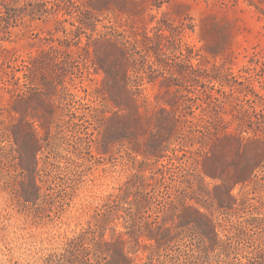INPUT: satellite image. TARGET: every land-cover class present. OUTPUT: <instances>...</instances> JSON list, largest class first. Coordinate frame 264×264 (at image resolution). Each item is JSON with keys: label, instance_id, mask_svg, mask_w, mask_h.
Here are the masks:
<instances>
[{"label": "rangeland", "instance_id": "obj_1", "mask_svg": "<svg viewBox=\"0 0 264 264\" xmlns=\"http://www.w3.org/2000/svg\"><path fill=\"white\" fill-rule=\"evenodd\" d=\"M0 68L15 157L0 176V264H40L126 183L153 195L148 215L172 201L165 226L193 236L186 207L239 225L255 212L221 215L213 197L264 198L233 186L237 151L264 155V0H0ZM33 179L38 207L18 197ZM114 231L121 219L104 239ZM147 244L130 257L145 261Z\"/></svg>", "mask_w": 264, "mask_h": 264}, {"label": "trees", "instance_id": "obj_2", "mask_svg": "<svg viewBox=\"0 0 264 264\" xmlns=\"http://www.w3.org/2000/svg\"><path fill=\"white\" fill-rule=\"evenodd\" d=\"M3 64H1L2 67ZM8 68L12 70L11 75L14 78V71L17 69L9 67V65ZM7 139H9L7 126L0 120L1 177L4 170L8 169L10 161L15 158L11 155L12 147L7 148L4 145ZM239 151L237 154L240 161L236 164L233 186L239 184L245 188L253 183L264 190V176L257 175L258 171L263 168L264 155L257 152L255 155L247 157L245 154H240ZM29 168L22 165L19 173L23 175L24 171H29ZM196 178L201 181L199 176ZM31 185L32 193H26L23 189L18 193L21 203L38 207V202L41 201L40 205H44L46 195L40 196V187L34 179L31 181ZM139 187L133 183H126L124 187L119 188L118 194L109 195L101 209L95 211L94 224L88 225L78 234L67 238L57 251L49 254L40 264H250L254 258L262 259L264 255V198L254 204L250 202L253 199L247 194L235 198L227 193L229 200L227 203L213 197L211 206H215L217 211L222 212L221 215L247 208L255 212H252L251 216L237 221L239 225H218L221 223H214L211 218L198 209L191 206L186 207V210L194 211L198 215V219L187 221V225L190 227L188 229H195L198 233L197 236H193L190 232H184L181 229L176 231L165 226V219L159 214L169 210L167 206L172 204V201H168L167 206L160 211H154V215H148L147 209L152 206L153 195H148V192L142 195ZM224 187L216 186L214 188L224 189ZM202 193L207 196V200L210 198V194L206 193L204 189ZM143 203L145 205H141ZM125 205L128 206L125 207ZM202 206L205 207V205ZM119 219L123 221L126 231L124 233L114 231L115 237L110 240L104 239V232L109 224L113 220ZM226 220L229 221L228 218H224L222 221ZM143 227L145 230H142ZM145 232H147L146 235H144ZM251 232H254L256 239L250 234ZM183 233H189V235ZM125 235L129 238L127 241L123 239ZM143 236L149 241V244L143 245L149 250V253L145 261L138 263L130 255L136 254L139 238ZM192 237H196V239ZM130 241H133L135 245L126 247L127 242ZM245 241L248 244H254L255 252L249 253L250 257H248V253L242 255Z\"/></svg>", "mask_w": 264, "mask_h": 264}]
</instances>
